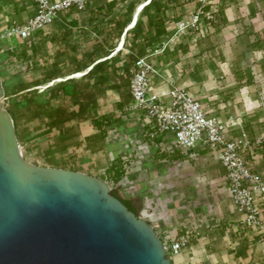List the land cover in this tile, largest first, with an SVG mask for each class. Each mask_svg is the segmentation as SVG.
Wrapping results in <instances>:
<instances>
[{
	"label": "rangeland",
	"instance_id": "374dc122",
	"mask_svg": "<svg viewBox=\"0 0 264 264\" xmlns=\"http://www.w3.org/2000/svg\"><path fill=\"white\" fill-rule=\"evenodd\" d=\"M142 1L144 0H89L84 13L70 12L60 17L58 16L59 19L57 18L58 20L56 23L54 22L46 26L45 29L38 31L35 33V36L28 41L18 39L15 36H0L1 77L6 79L9 74H19L23 81L29 85L26 92H39L41 91L40 86L46 84L54 75L60 77L69 75L66 73L74 70L85 71L90 61L91 52L98 51L101 55L103 54L101 52L108 50V56L113 53L118 45L121 34L125 30L126 24L131 19L133 10L137 4ZM206 1H208L210 5L207 10H209V12L214 11L212 13L214 19L209 21L202 15L201 22L197 29L185 28L183 30H176L175 28L176 22L180 19L183 20V22L189 20L191 11L197 8L198 5L195 0H173L169 2L167 8L158 13L160 16L159 20L162 22L158 25L159 27L151 26L148 28L144 25L146 16L144 13L140 12L138 17H141L143 21L144 28L141 30L142 32L140 31L138 36H135L134 27L126 32L122 47L120 51L113 55L116 59L112 62V66L110 65L108 68V72L104 75L97 73L90 78H85L84 73L78 78H70L69 81H82L84 84H92L94 90L98 94L101 93L103 88L108 87V85H113L111 81H115V84L121 85L125 90L128 89L130 71L128 70L126 73L122 68L127 63L129 64L130 54L147 55L148 58L152 60L153 57H159L166 50H168L171 57L169 64L165 66L169 68L171 72L180 68V73H183L182 77L177 80L171 79V77L167 79V81L172 84H178L177 82H179L185 74H189L188 72H191L194 67L205 72L211 63L215 64L217 62L218 68H223V70H225L226 67L223 64L226 62L227 57L232 58L231 60L233 62V58L239 60L241 55H243L244 45L242 39L245 27L242 22L244 16H242L241 22L239 21L243 25V29L240 26H237L236 29L231 28L228 26L229 21L226 19L225 15L222 14V10L229 5V0ZM112 2H114V4ZM163 2L164 0L160 1L162 4ZM251 2V7L253 8H257L264 4L262 0H251ZM150 10L154 12L153 7ZM25 16L26 13L24 12L20 17ZM238 17H240V14ZM67 18H72L74 21ZM0 19H2L1 15ZM245 22V24L249 25V22H251L250 18H248V20L245 19ZM203 23H209L210 26L206 31H203V35L196 37L195 33L200 32V26ZM159 28L160 30L164 28V31L157 33ZM146 29H151L148 34L156 37L153 39H151L152 37H150V39L148 37L145 38L144 33ZM168 31L170 33H168ZM232 32H236L234 33L235 36L232 35V37H230L229 35H231L230 33ZM233 36L236 38L239 37L238 40H240L235 47H231V43H229L230 38L232 39ZM162 40L166 41L165 44L160 42ZM14 47L17 54H20V56L8 58L4 53L5 50ZM21 48H26L25 57L21 56ZM1 55L5 56L1 57ZM103 58L105 57H101L100 59ZM110 60L111 59H109V61ZM171 61H174V63ZM180 62H182L181 65ZM235 63V68H238L239 71L243 72L247 68H249L251 72L259 71V67L256 64L252 66L245 63L239 65L237 62ZM163 64H165V62H163ZM160 66L161 65L155 66L157 71L150 79L159 75ZM102 76H108L107 78H109V80L105 82L106 84L99 83ZM219 82L217 83L218 87L216 93L220 95L219 99L223 101L239 97L234 94L236 90H238L237 88L245 84H250V81H247L243 77L239 79L238 84L233 78L228 79L226 76H224L223 79L220 78ZM259 82L260 81L257 80V83ZM57 84L58 82L43 89L46 92V96L49 95V88ZM232 86H234L235 89ZM21 94L24 93L19 92V94L12 93L6 95L7 105L12 99L18 100ZM260 96L264 99V93L258 94V98ZM60 99L63 100L60 105L66 104L68 107H74L71 100L65 101V99H63V95ZM58 101L59 99H57V97H53L52 100L45 105V108L46 106H48V108L50 107V102L57 106ZM130 101L132 102L133 100L131 99ZM32 106L33 104L30 103L28 107L22 106V108L15 110L19 128L18 138L20 139L18 141L20 149L27 160L51 166L53 160L45 158V152L48 150L46 147L47 142L54 141V139H52L51 134L43 135L40 129L42 127L41 124L45 120L41 118V113L45 110L39 111ZM123 112L127 116H138L142 122V116H140L138 112L128 113V111L124 109ZM168 144L171 145V142L162 145L156 143V145L154 144L150 149H152L153 154L156 156L164 151L167 154H173V152L168 151L169 149H166ZM131 148L138 150L137 143L131 144L130 149ZM133 153L134 151L131 149L123 154L125 155L124 158H119L125 164V172L119 183L115 185V183L111 182V180L106 177V174H101V177L108 181L110 188H116L123 196H140L141 209L139 215L143 218L146 211L149 212L157 209L163 212L166 210L167 223H165L164 226L168 230L178 232L181 228L180 224H182V220L184 221L183 217H193L196 213L193 211L194 207L200 204L203 198L204 201H206L207 198L210 197L211 191H209V186H220L212 185L210 182L211 175L217 172L219 173V167H221V165L210 153H208V151L207 155H199L198 158L183 155L178 159L168 158V161H159L158 157L154 155L152 157L151 153H149L147 159H140L139 161L136 157L137 155L133 156ZM56 160L60 159L57 158ZM74 167L77 166L74 165ZM148 189L154 191L156 198L153 199L154 201L151 203V207L147 206V208H145L141 197L145 193L143 191L148 192ZM186 203L190 205L189 209L193 212H188L189 214H186V212L183 211L184 209H181V206ZM183 214H186V216H183Z\"/></svg>",
	"mask_w": 264,
	"mask_h": 264
},
{
	"label": "crops",
	"instance_id": "0c3cea01",
	"mask_svg": "<svg viewBox=\"0 0 264 264\" xmlns=\"http://www.w3.org/2000/svg\"><path fill=\"white\" fill-rule=\"evenodd\" d=\"M88 3L89 0H87L86 6ZM251 3V0H229V5L222 10V14L229 21V27L234 29L237 26L242 29L245 27L242 39L244 50L239 60L233 58L232 62V58L227 57L223 64L226 67L225 70L221 67L219 69L217 62L211 63L205 72L194 67L191 72H188L189 74H185L177 82V85L186 87L208 111L214 112L223 119L231 117L236 121V125L230 128L229 136L236 137L241 131L247 133L252 142V147L250 151L245 152V158L254 170L264 174V99L261 96L258 98V94L264 93V4L253 8ZM34 11L35 4L32 0H0V15L2 16L0 30L14 23L24 22ZM85 11L86 7L83 10L70 9L60 12L58 16L70 12L82 14ZM24 12L26 16L20 17ZM238 13L241 18L238 17ZM242 16H244L242 22L244 27L240 23ZM57 18L53 23L57 22L59 19ZM248 18L251 21L249 25L245 24V19L248 20ZM67 19L72 20V18ZM209 26V23L201 24L200 32L195 33V36L203 35V31H206ZM234 33H230L229 36H235ZM234 36L232 39L230 38L231 47H235L238 41L240 42L239 37ZM160 42L165 44L166 41ZM169 54L166 50L159 57L152 58L155 66L161 65L159 75L150 79V86L155 91L168 90L173 85L167 81L170 77L174 80L182 77L183 73H180V68L171 72L165 66L169 64L171 57ZM111 55L108 57H113ZM171 62L174 63V61ZM235 62L238 65L245 63L253 66L256 64L259 71L251 72L249 68L243 72L239 71L238 68H235ZM181 64L182 62H180ZM89 69L90 66L85 71ZM224 76L228 79L233 78L237 84L239 79L243 77L250 81V84L237 88L238 90L234 94L239 97L223 101L219 99L220 95L216 92L217 83ZM257 80L260 82L257 83ZM111 82L113 85H108L102 89L101 94L96 98L95 107L92 108L98 115L103 114L110 120V124L105 127L107 132L105 137L98 135V129L90 119L74 117L65 122L61 128L50 130L45 129L44 123L41 124V133L43 135L51 134L52 139H54V141L47 142L48 150L45 152V158L53 160L51 166L78 169L101 177V174L105 173V168L115 158H124L125 155L123 154L131 149L134 151L133 156L137 155L139 161L140 159H147L149 153L152 154V157L153 155L156 156L150 148L154 144H158L161 138L149 135L150 125L143 119L141 122L138 116H127L123 112V106L131 100L129 89L124 90L121 85L115 84V81ZM232 87L234 88V86ZM60 98H62V94L57 95V99H59L58 104L56 103L57 106L50 102L49 108L46 106L42 109L45 110L41 113L42 118H44L47 110H56L60 106L63 102ZM258 136L262 137V142L255 144L254 140ZM134 143H137L138 150L130 149V145ZM208 153L205 150L191 157L198 158L199 155H207ZM57 158L60 160H56ZM158 160L168 161V158L158 157ZM219 169V173L211 175L210 182L212 185L220 186H209L210 197L206 201L203 198L200 204L194 207L193 211L196 213L193 217H183L184 221L182 220L178 232L165 228L164 224L167 223L166 210L163 212L157 209L146 211L144 219L156 224L155 231L161 239H167L189 228L198 229V236L193 238L187 247H183L179 254L173 257L175 264H264V240H261L259 235L239 222L240 215L234 209L227 192L225 170L222 166ZM152 189H148V192L143 191L145 193L141 199L145 208L151 207L153 199L156 198ZM259 199L262 202V216H264V195L259 196ZM189 206L186 203L181 206V209H184L186 214L191 213L193 211L189 209Z\"/></svg>",
	"mask_w": 264,
	"mask_h": 264
},
{
	"label": "water",
	"instance_id": "95a60500",
	"mask_svg": "<svg viewBox=\"0 0 264 264\" xmlns=\"http://www.w3.org/2000/svg\"><path fill=\"white\" fill-rule=\"evenodd\" d=\"M0 75V264H175L108 181L27 160Z\"/></svg>",
	"mask_w": 264,
	"mask_h": 264
},
{
	"label": "built area",
	"instance_id": "2783aa9c",
	"mask_svg": "<svg viewBox=\"0 0 264 264\" xmlns=\"http://www.w3.org/2000/svg\"><path fill=\"white\" fill-rule=\"evenodd\" d=\"M35 11L22 23H14L0 31V36H15L21 40H30L40 30L45 29L58 17V14L70 9L83 10L87 0H32ZM197 8L190 13L189 20L176 22V30L197 29L202 15L212 21L213 12L206 0H195ZM209 6V7H208ZM128 89L132 102L123 106L128 113L138 112L150 125L149 135L159 136L158 145L168 144L188 150H207L225 170L227 192L239 222L254 231L264 240V216L259 196L264 195V174L254 170L247 162L245 152L250 151L252 142L247 133L241 131L236 137H230V128L236 125L233 118L223 119L208 111L201 102L185 87L173 84L166 91H155L150 86V77L156 73L155 65L147 55L137 56L129 68ZM262 142V137L255 138L254 143ZM191 151L189 156L197 155ZM155 229L156 224L150 223ZM197 228H189L161 239L167 254L173 257L187 247L197 237Z\"/></svg>",
	"mask_w": 264,
	"mask_h": 264
},
{
	"label": "trees",
	"instance_id": "16d2710c",
	"mask_svg": "<svg viewBox=\"0 0 264 264\" xmlns=\"http://www.w3.org/2000/svg\"><path fill=\"white\" fill-rule=\"evenodd\" d=\"M115 1V0H114ZM161 0H150L149 3L144 6V8L141 10V13H144L146 16V21L144 25H146L148 28L151 26H158L162 22L159 20L160 16L158 13H160L162 10H165L169 4V2L173 0H164L163 4L160 3ZM175 1V0H174ZM114 4V2H112ZM153 7L154 12H151V8ZM157 17V18H156ZM158 19V20H157ZM128 21V20H127ZM159 27V26H158ZM162 27V26H161ZM143 21L141 17L137 18L136 24L134 25V35L138 36L139 32L143 29ZM151 29H146L144 33L145 38L152 37L153 39L156 36H150L149 31ZM160 31H164V28H160L157 30V33H160ZM167 31V30H166ZM142 32V31H141ZM169 33V31H168ZM108 50L101 52L103 54H99L98 51L91 52V57L88 66H90V69L84 74L85 78H90L93 75H96L97 73L104 75L106 72H108V68L116 59L113 57H106L109 55L107 52ZM5 55L9 57H15L20 56L16 52L15 47L14 48H7L5 50ZM21 56H26V48H21L20 50ZM3 55V56H5ZM1 55V57H3ZM137 56H143V55H137ZM135 53L129 55V64L123 66V71L128 72L130 66L133 64L135 58L137 57ZM101 57H105L104 59L100 60ZM109 59H111L109 61ZM87 66V67H88ZM112 66V65H111ZM75 71H71L66 74H71ZM58 75H54L51 78H56ZM2 78V77H1ZM107 81L106 76H102L99 80V83H105ZM3 87H4V95H10L12 93H24L21 94L20 97L17 99H12L10 103L7 105V110L11 114L14 122L15 131L17 134H19V128L18 123L16 119L15 110L24 107L30 106V103L33 104L34 109H38L39 111L45 108V105L53 98L57 97L59 94V91L62 90L63 99L71 100L74 107H68V105L63 104L60 105L59 108L56 110H47L44 114L45 119L43 121V125L45 129H59L61 128L65 122L69 121L70 119H73L74 117H78L79 119H90L93 123V125L98 129V135L101 137L106 136V125L110 124V120L107 118V116L100 114L98 115L95 110L92 108L96 105V98L101 93H96V91L93 88L92 84H84L82 81L80 82H71L68 81L66 85H63L62 83H58L56 86H52L49 88L48 93L49 95L46 96V92L44 90H41L39 92L32 91V92H26L29 88V85L26 84L22 77L19 74H9L6 79L2 78ZM106 84V83H105ZM104 85V84H103ZM102 91V90H101ZM62 131V130H61ZM20 138H18L19 140ZM168 151L173 152V154H167V153H160L157 155V157H167L171 159H178L182 157L183 155H189L191 151H197L198 153H201L202 151H205V149L200 150H188V152L182 151L180 148H176L172 146ZM125 172V164L123 161H121L119 158H116L108 167L105 168L106 177L111 180V182L119 183L122 175ZM110 192L118 197L129 210L134 212L136 215H139L140 212V198L134 197V196H123L121 195L116 188H110Z\"/></svg>",
	"mask_w": 264,
	"mask_h": 264
},
{
	"label": "bare ground",
	"instance_id": "6f19581e",
	"mask_svg": "<svg viewBox=\"0 0 264 264\" xmlns=\"http://www.w3.org/2000/svg\"><path fill=\"white\" fill-rule=\"evenodd\" d=\"M149 1L150 0H144L141 3L137 4V6L135 7V9L132 12L131 19L126 24L125 30L121 34V36L119 38L118 45L116 46V48L113 51L111 56L115 55L118 51H120V49L122 47L123 40L125 38L126 32L129 29H131L132 27H134V25L136 24V21H137L139 13L144 8V6H146L149 3ZM86 72L87 71H83V70L75 71V72H73V73H71L69 75H66V76H60V77H56V78H53V79H49L48 82L46 84H44V85H41L40 88H41V90H43L44 88H46V87H48L50 85H53L54 83H57V82L58 83H62L63 85H66L70 78H73V79L78 78V77L82 76ZM62 93H63L62 90L59 91V94H62Z\"/></svg>",
	"mask_w": 264,
	"mask_h": 264
}]
</instances>
